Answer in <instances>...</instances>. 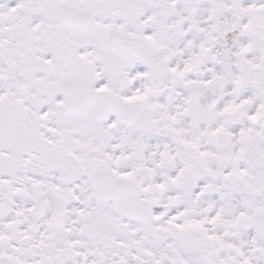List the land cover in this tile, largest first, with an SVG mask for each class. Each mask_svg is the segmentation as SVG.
<instances>
[{"label": "snow or ice", "instance_id": "6c2138e0", "mask_svg": "<svg viewBox=\"0 0 264 264\" xmlns=\"http://www.w3.org/2000/svg\"><path fill=\"white\" fill-rule=\"evenodd\" d=\"M0 264H264V0H0Z\"/></svg>", "mask_w": 264, "mask_h": 264}]
</instances>
